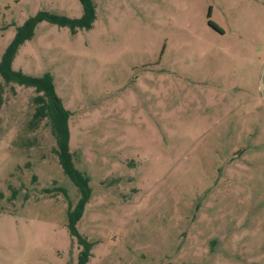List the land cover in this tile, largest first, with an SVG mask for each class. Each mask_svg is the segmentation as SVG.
Returning <instances> with one entry per match:
<instances>
[{
	"label": "rangeland",
	"instance_id": "1",
	"mask_svg": "<svg viewBox=\"0 0 264 264\" xmlns=\"http://www.w3.org/2000/svg\"><path fill=\"white\" fill-rule=\"evenodd\" d=\"M92 3L91 27L41 21L11 61L47 74L69 112L85 264H264V0ZM40 10L81 14L78 0H0V54ZM34 95L1 93L0 264H75L78 193L46 119L27 127Z\"/></svg>",
	"mask_w": 264,
	"mask_h": 264
},
{
	"label": "trees",
	"instance_id": "2",
	"mask_svg": "<svg viewBox=\"0 0 264 264\" xmlns=\"http://www.w3.org/2000/svg\"><path fill=\"white\" fill-rule=\"evenodd\" d=\"M78 2L81 7V14L76 18L40 10L32 16H28L21 25L15 28L13 37L0 54V103L4 84L12 83L33 88L35 95L31 98V103H33L34 110L27 127L32 130L39 121L46 119L50 135L54 141L53 153L57 164L62 174L77 190L78 199L74 206L70 207V204H67L65 226L68 236L75 242L78 249L75 264H85L90 255L92 242L78 234L75 225L88 202L90 189L87 179L74 167L72 155L68 151L67 121L69 112L63 109L60 100L55 96L51 80L47 74L34 76L11 68V61L18 47L32 37L35 26L39 22L45 21L59 26H67L71 31L91 27L94 18L92 0H78ZM207 24L213 29L216 28L210 20H207ZM55 191H59L63 195L65 193L62 189H55ZM14 195L13 191L10 195L12 199Z\"/></svg>",
	"mask_w": 264,
	"mask_h": 264
}]
</instances>
